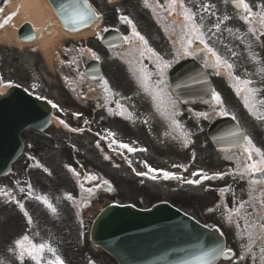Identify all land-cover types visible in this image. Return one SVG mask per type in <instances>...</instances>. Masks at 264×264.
<instances>
[{
    "label": "snow or ice",
    "instance_id": "1",
    "mask_svg": "<svg viewBox=\"0 0 264 264\" xmlns=\"http://www.w3.org/2000/svg\"><path fill=\"white\" fill-rule=\"evenodd\" d=\"M147 4V0H145ZM236 4L238 7H241L247 15L241 17L246 23L251 24L253 19H256L259 23V29L257 30L254 27L249 28V32L253 35L259 31V34L264 36V7H261L259 12H253L251 6L246 2V0H236ZM177 6L182 9L183 22L181 23V47L182 51H177V55H195L198 51L197 48H193L192 45L194 42L199 41L200 44L204 45V48L208 53L211 54V57L215 58L216 63L212 65L213 67H226L227 69H232L233 65L228 63L226 60H223L211 47L208 46L204 36L205 33L202 31L203 24L196 22V13L192 12V10L185 6L183 0H167V8L166 11L173 12L176 10ZM205 11L209 9V5H202ZM57 11H59L61 17L64 20L65 24H71L74 29L78 28L80 25H87L89 21L96 16L95 11L91 8L88 0H68L66 4L59 5ZM228 17L225 16L224 20H227ZM121 20L126 22L131 26V35L123 37L125 43L131 44L133 38L138 39L143 42L144 45H147V40L144 36H142L136 29L133 21L126 17L122 16ZM203 17H201V21ZM220 23L218 22L214 25V27L219 30ZM211 31V29H209ZM229 31H231L229 29ZM149 52H152L154 56H156V69L157 72L155 75L158 77L154 82L151 81V76L153 73H150L146 68H141L140 71L143 74L141 77L142 87L146 92H148L154 105L156 107V111L160 113V115L165 118H171L175 114V108L177 101L174 100L169 93L165 90L164 87V69L169 67V62L163 60L160 56H158L152 49H147ZM143 55V53H140ZM95 56V53H93ZM98 58V57H97ZM206 66L207 62H206ZM264 72V69L260 70ZM217 74H219L217 72ZM102 79V78H101ZM233 79L236 80V84L233 85L235 87V91L237 95H240L242 92L247 93L248 95L244 96V105L248 108L249 112L256 116V112L253 110L254 105L250 102L251 97L254 95L256 89L251 87V80L241 79L239 77L233 76ZM104 91L109 92L108 81L103 80ZM11 86V85H9ZM211 99L215 101L217 104L222 105V98L220 94L216 91L211 92ZM207 103V101H205ZM49 103H52L49 101ZM264 103V101H261ZM56 107V105H53ZM111 111V110H110ZM221 115H228V112L221 108ZM198 115L203 116L205 118L208 117V113H199ZM235 119V116L232 117ZM257 119H264V116H257ZM172 123L179 127L178 122L175 119H172ZM75 131V129H74ZM109 135H114L113 133H109ZM228 137L231 138L232 142L241 147L243 152L246 153V163L243 165V173H247L250 176H253V180L251 182L252 185L256 187H250V195L248 201H241L235 209L231 210L228 214L229 222H232L233 215L240 216L241 210H244L245 214L241 217L244 220V229L247 231V235L249 238V243L245 246V250L249 253L252 252L253 243L256 240L260 241V257L261 264H264V179H257L256 177L264 178V151L260 148L256 147L251 138L242 135L238 131H232L228 133ZM120 147L126 148L129 152L135 151L136 149L130 147L127 144H121ZM71 170V169H70ZM74 171V170H73ZM149 171H154L153 169H149ZM147 173H138V175H146ZM163 176L165 179L175 178L174 175L170 172H163ZM156 177L153 176L152 179ZM204 179H210L208 176H204ZM88 180H96L95 176L86 177ZM105 184L108 181H104ZM188 183H196L199 184L200 180L188 181ZM81 187L83 185L81 184ZM31 185H29V189ZM23 191V189H21ZM91 192V189L88 190ZM257 193H259L257 195ZM0 194L7 195L0 191ZM37 199L41 200L53 213L56 212V209L53 207L51 202L48 200L46 196H38ZM71 200L72 196L69 194L66 197ZM247 207L253 209L252 212H247ZM21 209H23V205H20ZM212 211V209H209ZM25 216H28L27 212L24 213ZM29 223H31V218L28 217ZM237 228L240 227V224L237 223ZM15 249L17 250L18 258L23 261L25 254L29 256L36 264H40L42 253L47 250V252L52 253L55 256L54 260H49L47 264H64L63 260L59 255H56V249L51 247L47 242H41L36 244L32 241V239L28 235H24L17 240L14 241ZM12 251V249H9ZM235 255L231 249H225L220 245L211 248L208 251H204L195 257L196 264H212V261L216 259L218 256L229 257ZM245 257L242 254L239 259L243 260ZM255 259V256H253ZM183 264H192L191 261H184Z\"/></svg>",
    "mask_w": 264,
    "mask_h": 264
},
{
    "label": "rangeland",
    "instance_id": "2",
    "mask_svg": "<svg viewBox=\"0 0 264 264\" xmlns=\"http://www.w3.org/2000/svg\"><path fill=\"white\" fill-rule=\"evenodd\" d=\"M49 40L46 39L42 42V48H46L48 46ZM114 127L106 129V132L114 133ZM61 136H65V133H59ZM110 135H108L109 137ZM77 137L72 140V142H76L74 147L77 151L82 152L85 156L83 159L77 157L76 171L80 172L78 169L79 166H83L87 168L88 176H97L99 179H107L109 180L113 186L114 191L112 194H100L98 199H96L95 205L86 213L81 212V204L79 195H81L80 190L72 193V199H67V195L70 194L76 188V184L82 179L85 178V175H76L73 173H68V169L65 170V174L61 176L67 181L66 188L64 191L60 193L58 196V202L52 204L56 209V212L53 213L43 202L38 206L37 210L31 211L29 205L33 203L32 199L24 197L23 199H19L18 192H25L26 181L30 183H34L36 179L33 176V173H25L22 175L18 170L22 169V163L17 164L16 172V180L11 177L0 180V186L12 185L13 193L7 198L13 199L15 197L17 203L15 204V210H5L9 213H19L17 211H22L19 205L23 204L27 214L31 216H36L38 222L41 224L43 228V233L41 235V242H47L54 249H56V255H59L63 260L64 264H89L91 260H94L96 264H115L114 261L103 253H94L91 249H89L88 243V232L91 228L92 222L94 218L98 215V213L111 204L112 202L117 203H125L127 200H130V185L125 181V186L123 190H119L118 188V172L116 171V156H111L117 150L116 144L119 142L113 141L111 145H108L107 152L106 147L100 142L96 137ZM51 138H55L57 140V144L59 145L60 138L56 135V129H52L45 136L37 135V134H27L26 139L29 142L34 144L36 150H42L48 155H55L57 152L54 150L52 146ZM110 138V137H109ZM100 142V144H98ZM44 146H47L49 150L42 149ZM61 157L66 161L70 158L72 161L74 157H72L71 152L67 151H59ZM18 182L22 185L18 192L16 191L17 187L14 184ZM122 188V187H121ZM23 189V191H21ZM37 191L38 196H45L39 189H35ZM57 192V191H55ZM54 195L52 192L49 193V196ZM49 199V198H48ZM11 203L13 201H10ZM5 201H1L0 205L5 204ZM12 207V206H11ZM23 213V212H22ZM20 213V214H22ZM34 214V215H33ZM39 217V218H38ZM24 236V235H23ZM22 237V236H20ZM19 237V238H20ZM32 241L38 244V235L32 236ZM88 243V244H87ZM0 245H3V237L0 236ZM26 255V254H25ZM55 256L52 253L47 252L45 250L41 256V264H47L49 260H54ZM36 263V262H35Z\"/></svg>",
    "mask_w": 264,
    "mask_h": 264
},
{
    "label": "flooded vegetation",
    "instance_id": "3",
    "mask_svg": "<svg viewBox=\"0 0 264 264\" xmlns=\"http://www.w3.org/2000/svg\"><path fill=\"white\" fill-rule=\"evenodd\" d=\"M170 18H172V15L170 16ZM161 42H162V40H161ZM136 52L137 51H133V53L135 55H138ZM233 158H234V156H233ZM242 176H243L242 178L244 180V183L249 184L252 187H256L255 185L251 184L250 175H248L246 173V174H242ZM240 186H242V184H236V183L235 184H231L229 186V190H232V192L230 193V196H235L236 195V191H237L238 187H240ZM258 194L259 193H257V195ZM233 200H235L236 202L240 201V199H238V198L235 199V197L232 200H230L229 206H230L231 210L236 208L232 204ZM248 200H249V198L245 199V200H242V201H248ZM246 209H247V212H252L253 211L252 208L247 207V206H246ZM241 213H243V215H242V217H243L244 214H245L244 210H241ZM240 222H244V220L243 219H237L236 215L234 214L232 222H231V229H233L231 234H235L236 239L234 241L235 246H233V247L230 246V249L235 254L234 255V259L232 261H230V262H223V263H220V264H261V257H260V251H259L260 246H261L260 241L256 240L255 243H253V247H252V252L251 253L247 252L245 250V246L249 243V238H248L246 230H242L241 226L239 228H237L236 225H237V223L240 224ZM242 240H244L243 243H242ZM242 254L244 255L245 258L243 260H240L239 257ZM253 256H255V259H253Z\"/></svg>",
    "mask_w": 264,
    "mask_h": 264
},
{
    "label": "bare ground",
    "instance_id": "4",
    "mask_svg": "<svg viewBox=\"0 0 264 264\" xmlns=\"http://www.w3.org/2000/svg\"><path fill=\"white\" fill-rule=\"evenodd\" d=\"M23 6V14L29 17V21L33 22L35 25L44 28V21L48 17L54 20L56 27L54 28V33H62L58 27V19L53 13L51 7L49 6L47 0H21ZM17 0H13L12 10L16 9ZM45 30V29H44ZM46 32V31H45ZM9 33V30L6 31ZM25 46L30 47L31 45Z\"/></svg>",
    "mask_w": 264,
    "mask_h": 264
},
{
    "label": "water",
    "instance_id": "5",
    "mask_svg": "<svg viewBox=\"0 0 264 264\" xmlns=\"http://www.w3.org/2000/svg\"><path fill=\"white\" fill-rule=\"evenodd\" d=\"M113 210L110 209L105 215L104 217L101 219V224H99L96 229H95V239L96 241H102L103 243H105V231L107 229H109L110 227H115L117 226V219H120L121 216L116 215V212H114L113 214ZM126 222L129 221V219L125 220ZM193 242L197 241V239L193 238L192 239ZM199 253V251L197 252V254Z\"/></svg>",
    "mask_w": 264,
    "mask_h": 264
}]
</instances>
